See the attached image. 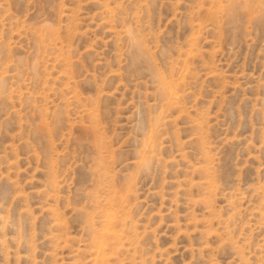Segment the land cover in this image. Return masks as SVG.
Instances as JSON below:
<instances>
[{
    "label": "rangeland",
    "instance_id": "obj_1",
    "mask_svg": "<svg viewBox=\"0 0 264 264\" xmlns=\"http://www.w3.org/2000/svg\"><path fill=\"white\" fill-rule=\"evenodd\" d=\"M0 264H264V0H0Z\"/></svg>",
    "mask_w": 264,
    "mask_h": 264
},
{
    "label": "bare ground",
    "instance_id": "obj_2",
    "mask_svg": "<svg viewBox=\"0 0 264 264\" xmlns=\"http://www.w3.org/2000/svg\"><path fill=\"white\" fill-rule=\"evenodd\" d=\"M261 2V1H260ZM246 4V3H245ZM247 5V4H246ZM133 33V32H132ZM135 34V33H134ZM135 36V35H134ZM136 37V36H135ZM141 39V38H140ZM136 41V40H135ZM139 41H137V43H138ZM138 46H139V44H138ZM172 87V86H171ZM174 87V86H173ZM172 87V88H173ZM164 90V89H163ZM172 90V89H171ZM176 90V89H175ZM174 91V90H173ZM172 92V91H171ZM174 92H176V91H174ZM173 93V92H172ZM171 93V94H172ZM169 95V94H168ZM169 99H170V97H169ZM150 138V137H149ZM154 138V137H153ZM150 141H152V140H150ZM110 221H113V219H111ZM110 224V223H109ZM109 224H108V226L106 227L107 228V230L108 231H110V233H112V234H114L115 236H117V234H116V232L114 231V228H113V230H111V228L110 227H112L111 225L112 224H110V226H109ZM105 228V227H104ZM109 237V236H108ZM98 243V242H97ZM105 243H106V241L105 240H103V239H100V241H99V248L101 249L102 247H103V245H105ZM105 248V247H104ZM103 249V248H102ZM101 249V250H102ZM103 251V250H102ZM100 253H101V251H100ZM99 255V254H98ZM103 255V253L101 254V255H99V256H102ZM106 259V258H105Z\"/></svg>",
    "mask_w": 264,
    "mask_h": 264
}]
</instances>
